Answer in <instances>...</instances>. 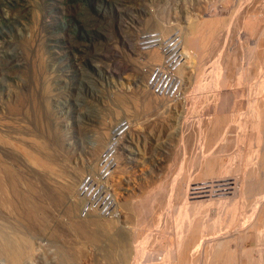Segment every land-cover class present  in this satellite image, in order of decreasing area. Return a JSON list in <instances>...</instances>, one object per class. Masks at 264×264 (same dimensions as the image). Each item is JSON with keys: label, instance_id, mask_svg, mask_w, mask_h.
Wrapping results in <instances>:
<instances>
[{"label": "rangeland", "instance_id": "rangeland-1", "mask_svg": "<svg viewBox=\"0 0 264 264\" xmlns=\"http://www.w3.org/2000/svg\"><path fill=\"white\" fill-rule=\"evenodd\" d=\"M262 70L264 0H0V262L264 264V188L218 201L264 179ZM116 125L112 207L85 213L77 185Z\"/></svg>", "mask_w": 264, "mask_h": 264}, {"label": "bare ground", "instance_id": "bare-ground-1", "mask_svg": "<svg viewBox=\"0 0 264 264\" xmlns=\"http://www.w3.org/2000/svg\"><path fill=\"white\" fill-rule=\"evenodd\" d=\"M161 32H162V31H161ZM180 34L182 35V33H180ZM163 35H164V34H163ZM165 35H166V34H165ZM169 35H170V34H169ZM178 35H179V34H178ZM181 35H180V36H181ZM164 37L167 38V37H168V34H167V37H166V36H164ZM182 40H184V38H183ZM183 42H184V41H183ZM183 42H182L181 44H183ZM197 43H198V40L194 39V40H192V42H191L190 45H195V46H197ZM183 45H184V44H183ZM198 45H199V43H198ZM160 47H161V46H160ZM183 47H185V46H183ZM193 47H194V46H193ZM194 48H195V47H194ZM257 48H258V47H257ZM139 49H140V48H139ZM158 49H159V48H157V47L154 48V50H151V49H150L151 52H152V51H154V52H152V53H150V54L148 53V54H149V55L147 56V60H148L147 62H148V63H149V62H150L151 64H156V63H158V62L161 63V61H162L161 58H163V57H160V56L155 52V50L158 51ZM191 49H193V48H191ZM197 49H198V48L196 47V50H197ZM159 50H160V49H159ZM161 50H162V49H161ZM161 50H160V51H161ZM182 50H183V49H182ZM141 51H142V50H141ZM147 51H148V50H147ZM143 52H145V51H143ZM184 52H185V50H184ZM191 52H193V51H191ZM249 52H250V51H249ZM249 52H248V54H249ZM251 52H252V50H251ZM161 53H162V52H161ZM250 54H251V53H250ZM250 54H249V56H250ZM184 55H185V53H184ZM163 56H164V55H163ZM164 57H165V56H164ZM184 57H185V56H184ZM165 58H166V57H165ZM248 59H249V58H248ZM160 60H161V61H160ZM251 60H253V58H252ZM163 61H165V60H163ZM184 61H185V59H184ZM186 61H187V60H186ZM251 62H252V61H251ZM253 62H254V61H253ZM151 64H149V65H151ZM250 64H251V63H250ZM159 65H160V66H163V65L165 66V63H164L163 65L158 64V66H159ZM183 65H184V63H183ZM249 66H250V65H249ZM256 66H257V65H256ZM182 67H183V66H182ZM253 67H254V66H253ZM261 67H263V66H261ZM179 68H180V67H179ZM261 69H263V68H261ZM257 70H258V69H257ZM262 71H263V72H261L260 74H262L263 78H262V80H261V79H260V80H261L262 82H264V70H262ZM178 73H179V70H178V72L176 73V76H179V77H180V75H179ZM220 73H221V72H220ZM177 74H178V75H177ZM262 76L260 75V77H262ZM214 77H216V76H214ZM180 78H181V77H180ZM220 78H221V77H220ZM258 79H259V77H258ZM179 80H180V79H179ZM181 80H183V79H181ZM220 80H221V79H220ZM220 80H219V81H220ZM224 80H225V79H224ZM260 80H259V81H260ZM215 81H217V80H215ZM242 81H243V80H242ZM259 81H258V82H259ZM217 82H218V81H217ZM217 82H216V83H217ZM147 83H148V82H147ZM221 83H222V82H221ZM181 84H182V81H181ZM225 84H226V83H225ZM254 84H255V83H254ZM258 84H260V83H258ZM261 84H262V83H261ZM218 85H219V84H218ZM252 85H253V84H252ZM258 86H259V85H258ZM147 87H149V86H147ZM236 87H237V86H236ZM254 87H255V85H254ZM254 87H252L251 89L254 90ZM263 87H264V83H263ZM263 87L260 85V87L257 88V91H255V90H256V88H255V90H254V92H256L255 94H259V92L262 90ZM182 89H183V88H182ZM182 89H181V90H182ZM208 89H209V88H208ZM149 90H150V89H149ZM181 90H180V91H181ZM151 91H152V90H151ZM251 91H252V90H251ZM262 91H264V90H262ZM262 91L260 92V94L262 93ZM152 92H153V91H152ZM263 93H264V92H263ZM263 93H262V95H263ZM152 94H153V93H152ZM154 94H155V93H154ZM182 94H183V93H182ZM253 94H254V93H253V91H252V95H251V96H253ZM260 94H259V96H261ZM155 96H156V95H155ZM159 97H160V98H164V97H161V96H159ZM253 97H254V96H253ZM256 97H257V96H255V98H256ZM261 97H262V96H261ZM255 98H254V99H255ZM257 98H258V97H257ZM167 99H168V97H167ZM254 99H253V100H254ZM260 99H261V98H260ZM263 99H264V97L261 99L262 102H264ZM168 100H170V99H168ZM251 100H252V99H251ZM251 100H250V101H251ZM250 101H249V102H250ZM255 101H260V100H257V99H256ZM258 103H260V102H258ZM263 104H264V103H263ZM248 105H249V104H248ZM258 105H262V104H261V103H260V104H257L256 102H250V113H249V118H250V119H249V120H250V123H251V126H252V128H250V129H251V133H252L254 130H256V132L259 131L260 127H261V129H262V128L264 129V121H263V120H264V105H263V108H261L262 106L259 107ZM248 108H249V107H248ZM259 108H261V109H259ZM225 114H226V113H225ZM225 114H224V115H225ZM226 116H227V115H226ZM119 124H121V122H120V123H119V122L117 123V125H119ZM235 124H236V123H235ZM117 125H116V126H117ZM116 126H115V129H113L114 127L112 128L113 130H112V132H111V134H110L111 137H110V139H109V141H108V144H107V146L104 148V150L102 151L103 153L105 152L106 154H105V155H102V154H103V153H102L101 156H108V155H109V156H113V153L116 152V150H115V151H113V153L110 155V150L113 149V148L116 149V143H117V141H116V143H114V141L117 140V139L119 138L120 134H122L123 131H124V130L122 131V128H123L122 126H123V125H120V126H117V127H116ZM247 127H248V126H247ZM247 127H246V128H247ZM253 129H254V130H253ZM261 129H260V130H261ZM263 129H262V130H263ZM128 130H129V129H128ZM262 130H261V134H262V132H263ZM126 131H127V130H126ZM248 131H249V130H248ZM124 132H125V131H124ZM251 133H250V134H251ZM248 134H249V132H248ZM250 134H249V135H250ZM261 134H260V136H261ZM122 135H123V134H122ZM251 135H252V134H251ZM253 136H254V135H253ZM255 137H257V135H256ZM258 137H259V136H258ZM121 138H122V137H121ZM120 140H122V139H120ZM118 141H119V140H118ZM250 141H251V140H250ZM120 142H121V141H120ZM120 142H119V143H120ZM256 142H257V141H256ZM119 143H118V144H119ZM111 145H113V146H112L111 149L108 151V148H109ZM118 146H119V145H118ZM252 146H253V145H252ZM239 148H240V147H239ZM256 148H257V147H256ZM257 149H258V148H257ZM263 150H264V147H263ZM252 152H253V155L255 156V153H257V150L255 151V147H254V150H252ZM262 152H263V154H264V151H262ZM108 153H109V154H108ZM117 153H118V150H117ZM250 154H251V152H250ZM260 154H261V153H260ZM260 154H259V155H260ZM263 154H262V156H263ZM114 155H115V153H114ZM257 155H258V154H256V157H257ZM116 157H117V156H116ZM263 157H264V156H263ZM259 158H260V157H259ZM259 158H258V159H259ZM117 159H118V157H117ZM253 159H254L253 156H248L247 161H246V159H245V161L248 162V164H249V163H252V164H250L251 168H252L253 165H255V164H253V162H255V161H253ZM113 160H114V159H113ZM113 160H112V163H113ZM254 160H255V159H254ZM260 160H263V161L261 162L262 164H261L260 166H262V167H263V170H264V158H263V159H260ZM100 161H101V162L103 161V157H100V159H99V162H98V168H96V167L94 168V167H93V170H92V171L94 172V174H93V177H94V178H93V179L96 180L98 186H99L100 184H103L104 187H107V186L109 187V184H108V183H109L110 181L108 182V180L105 178L106 176L103 177V176H102V173H100V172H101V169H102V166L104 165V162H103L102 165H101V167H100ZM116 161H117V160L115 159V162H116ZM234 161H235V160H234ZM93 162H94V161H93ZM118 162H119V161H118ZM224 162H225V161H224ZM112 163H111V165L109 166V168L112 167ZM93 164H94V166H95V165L97 166V163L94 162ZM93 164H91V165L93 166ZM228 164H229V162H228ZM235 164H236V163H235ZM245 164H247V163H245ZM248 164H247V166H249ZM258 164H260V163H258ZM117 165H118V164H117ZM210 165H211V164H210ZM210 165L208 164L209 167H210ZM228 166H230V164H229ZM211 167H212V166H211ZM231 167H232V166H231ZM235 167H236V166H235ZM240 167H241V166H240ZM254 167H255V166H254ZM257 167H258V166H257ZM90 168H91V166H90ZM212 168H213V167H212ZM223 168H226V166H225V167L223 166ZM227 168H228V167H227ZM229 168H230V167H229ZM241 168H242V167H241ZM91 169H92V168H91ZM95 169H96V171H95ZM116 169H117V167H116ZM206 169H207V168H206ZM246 169H247V168H246ZM249 169H250V168H249ZM253 169H254V168H253ZM256 169H257V168H256ZM256 169H254V170H256ZM114 170H115V168H114ZM208 170H209L208 173L205 174L206 176H208V175H210V176L212 175V176H213V175L215 174V173L213 172V169H208ZM230 170H231V169H230ZM230 170H225V171L228 172V171H230ZM237 170H238V169H237ZM237 170H236V171H237ZM260 170H261V168H260ZM110 171H111V170H110ZM223 171H224V170L222 169V171L220 172V174L217 176V179H220V181H221V180H222V181H228V178H225V177H227V176H225V174H224L225 172H223ZM242 171H243V170H242ZM244 171H245V170H244ZM250 171H251V173H252V177H253V175H254V178H255L257 175H260V174L258 173V172H259L258 170H256V171H257L256 173H258L257 175L254 174L255 172L253 173L252 169L249 170V172H250ZM114 172H115V171H114ZM114 172H113V173H114ZM205 172H206V171H205ZM238 172H240V171H238ZM261 172H262V170H261ZM236 173H237V172H236ZM251 173H250L248 176H245V175H244L245 172H244V174H243L244 176H241V174H240V177L238 176L239 179L235 177L236 180H237V186H236L237 189H236V192H235V190L233 189V190H234V194H235V195H234L235 198L233 197V195L230 196V197H233L235 201L233 200V198H232V200H231V199H227V198H229V197H227V196H226V197H227L226 199H224L225 197H224V198L222 197L223 200H222V198H221V200L218 199V201H219L222 205H224V207H226L228 204H229L230 206H231V205H233V206H237V204H238V206H239V205L244 201V200H242V199H244V198L247 196L248 192L251 193V195H253V194H254V193H253L254 190H258V189L261 190V188H264V186H263V185H264V179H263V178H262V179H261V178H258L259 176H257L255 179H253L252 177H251V179H249V176H251ZM90 174H92V172L89 173V175H90ZM229 174H230V173H229ZM226 175H227V174H226ZM255 175H256V176H255ZM210 176H208V177H210ZM261 176H262V175H261ZM261 176H260V177H261ZM111 178H112V176H111ZM108 179L110 180V178H108ZM82 180H83V179H82ZM82 180H81V182H82ZM215 181H219V180H215ZM81 182H80V184H81ZM80 184H79V185H80ZM225 184H227V183H225ZM79 185H77V186H78V189H77L78 192H76V193H77V195H79V198H80L81 195H83V194H81V193L79 192ZM111 185H112V184H111ZM111 185H110V187H111ZM217 185H218V184H217ZM219 185H224V184L219 183ZM261 186H263V187H261ZM226 188H227V187H226ZM109 189H111V188H109ZM195 189H197V187H196ZM228 190H229V189H228ZM259 190H258L257 192H260ZM229 191H230V190H229ZM252 191H253V192H252ZM113 192H114V191H113ZM255 192H256V191H255ZM257 192H256V193H257ZM262 192H263V191H262ZM114 193H115V192H114ZM260 193H261V192H260ZM262 194H263V193H262ZM218 195H219V194H218ZM228 195H230V194H228ZM248 195H249L250 198H252V196H250V194H248ZM254 195H256V194H254ZM254 195H253V196H254ZM258 195H260V194H258ZM258 195H257V196H258ZM114 196H115V195H114ZM114 196H113V194H111V198H112V199L114 198ZM260 196H261V195H260ZM263 196H264V195H263ZM263 196H262V197H263ZM185 197H187V196H185ZM249 197H246V202H247L248 200H250V199L247 200V198H249ZM262 197H261V198H262ZM82 198H84V197H82ZM257 198H259V197H256V199H257ZM261 198H259L260 201H261ZM80 199H81V198H80ZM230 200H231V201H230ZM254 200H255V198H254ZM263 200H264V199H263ZM116 201H117V199H116ZM116 201H115V202H116ZM255 201H256V200H255ZM260 201H259V202H260ZM184 202H186V201H184ZM216 202H217V200H216ZM227 202H230V203H228V204L226 205ZM86 203H87V200H86V199H83V200H82V205H83V206H81V207H83V209H84ZM192 203H193V202H192ZM252 203H253V202H252ZM218 205H219V204H218ZM225 205H226V206H225ZM243 205H244V204H243ZM238 206H237V207H238ZM244 206H245V205H244ZM244 206H243V207H244ZM252 206H253V205H252ZM183 207H184V206H183ZM189 207H190V206H189ZM194 207H195V206H194ZM194 207H192V208H194ZM231 207H232V206H231ZM237 207H236V210L233 212V215H234V216H233V217H230L229 219L226 220V222L228 221V223H227V227H233V226L235 225L234 223H236V221H238L237 219L240 218V217H237V216H236V214H237V212H238V211H237V209H238ZM246 207H247V206H246ZM119 208H120V206H119ZM181 208H182V207H181ZM185 208H186V206H185ZM221 208H223V207L221 206ZM234 208H235V207H234ZM188 209H189V208H188ZM239 209H240V208H239ZM243 209H244V208H243ZM195 210H196V209H195ZM220 210H221V209H220ZM184 211H185V210H184ZM186 211H188V210H186ZM186 211H185V213H186ZM240 211H241V210H240ZM206 212H207V210H206ZM249 212H250V211H249ZM88 213L91 214V213H93V212H88ZM231 213H232V212H231ZM238 213H239V212H238ZM243 213H244V212H243ZM243 213H242V214H243ZM90 214H88V215H90ZM253 214H254V213H253ZM237 215H238V214H237ZM217 216H218V215H217ZM231 216H232V215H231ZM114 217H115V216H114ZM102 218H103V217H102ZM110 218H111V217H110ZM243 218H244V217H243ZM103 219H104V218H103ZM114 219H116V218H114ZM241 219H242V218H241ZM198 220H199V219H198ZM243 220H244V219H243ZM193 221H194V220H193ZM193 221H192V222H193ZM252 221H253V220H252ZM189 222H191V221H189ZM192 222H191V223H192ZM193 223H194V222H193ZM195 223H196L197 225L193 224L194 226H193L192 224L189 225L188 222L186 223V224L188 225L187 228H186V230H187V229L190 230V233L188 232L189 234H187V236H188L189 238H194V239H195V237H198V235H200V233H201L200 231H202V230L204 231V229H205V227H203V226H202V228H201V225L198 224L197 222H195ZM201 223H202V222H201ZM233 224H234V225H233ZM199 225H200V227H199ZM239 225H240V224H239ZM239 225H238V226H239ZM217 226H218V223H217ZM219 226H220V225H219ZM247 226H249V225H247ZM185 227H186V226H185ZM185 227H184V228H185ZM194 227H195V228H194ZM214 227H215V226H214ZM222 227H223V226H222ZM192 228H194V229H192ZM200 228H201L202 230H200ZM219 228H220V227H219ZM234 228L236 229V226H235ZM196 229H197V230H196ZM224 229H225V227H224ZM224 229H223V230H224ZM229 229H231V228H229ZM243 229H245V228H243ZM227 230H228V229H227ZM203 231H202V232H203ZM236 231H238V230H236ZM236 231H235V232H236ZM185 232H186V231H185ZM219 232H220V231H219ZM219 232H218V233H219ZM231 232H232V231H231ZM259 232H260V231H259ZM238 233H240V232H238ZM231 234H233V232H232ZM189 235H190V236H189ZM177 237H178V236H177ZM188 237H187V238H188ZM201 237H202V234H201ZM245 237H246V236H245ZM189 238H188V239H189ZM215 238H216V237H215ZM235 238H236V237H235ZM183 239H184V238H183ZM196 239H197V238H196ZM240 239H241V238H240ZM178 242H179V241H178ZM181 242H182V241H181ZM179 245H181V244H179ZM18 246H19V245H18ZM176 248H177V247H176ZM6 250H7V249H6ZM179 250H180V249H179ZM3 251H4V250H3ZM10 251H11V250H10ZM175 251H178V249H177V250L175 249ZM219 252H220V251H219ZM221 252H222V250H221ZM15 253H16V251H15ZM171 253H172V252H171ZM18 254H19V253H18ZM18 254H17V255H18ZM174 254H176V253H174ZM177 254H178V253H177ZM226 254H227V253H226ZM17 255H16V256H17ZM20 255H21V254H20ZM171 256H173V255H171ZM17 257H18V256H17ZM19 257H20V256H19ZM170 258H171V257H170ZM230 258H231V257H229V259H230ZM19 259H20V258H19ZM15 260H16V259H15ZM230 260H231V259H230ZM230 260H227V262H229ZM16 261H17V260H16ZM170 261H171V260H170ZM225 261H226V260H225ZM232 261H233V260H232ZM172 262H173V261H172ZM231 263H232V262H231ZM228 264H229V263H228Z\"/></svg>", "mask_w": 264, "mask_h": 264}, {"label": "built area", "instance_id": "built-area-1", "mask_svg": "<svg viewBox=\"0 0 264 264\" xmlns=\"http://www.w3.org/2000/svg\"><path fill=\"white\" fill-rule=\"evenodd\" d=\"M154 77V76H153ZM155 80V78H154ZM153 81V80H151ZM152 85H154L153 82H150ZM158 85V84H157ZM159 89V90H158ZM154 91L162 92L163 88L158 85V87H154ZM113 145H111L108 148V151L111 149ZM106 153L104 152L102 155H105ZM109 154V153H108ZM112 154V149L110 150V155ZM103 161H100V167L102 163L104 162V165L102 166L101 172L102 176L105 177L106 179L108 178L109 175V166L112 163V156H102ZM92 174H88L85 176L79 185V192L83 194L82 196L87 200V203L83 209L85 213L88 212H95L97 210L100 211V214H106L112 207L113 199L111 198V192L107 189L109 188L104 187L103 184H100L99 186L97 185L96 180L93 179ZM0 264H3L0 262Z\"/></svg>", "mask_w": 264, "mask_h": 264}]
</instances>
